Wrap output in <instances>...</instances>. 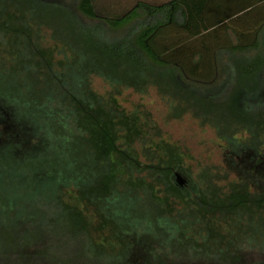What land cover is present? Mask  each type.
<instances>
[{"label":"trees","instance_id":"1","mask_svg":"<svg viewBox=\"0 0 264 264\" xmlns=\"http://www.w3.org/2000/svg\"><path fill=\"white\" fill-rule=\"evenodd\" d=\"M95 1L80 0L79 12L70 10L61 16L71 24L67 38L80 47V62L64 58L51 25L15 10L10 3L0 12V53L9 56L23 45L28 57L23 64L33 66L51 88L36 92L29 103L19 91L20 80L14 78L13 93L0 94V221L34 224L55 203L73 240L86 235L105 243L110 233L122 248H129L130 264H150L149 252L160 243L166 246L171 235L176 238L173 248L182 253L160 263L199 264L194 260H203L207 245L184 235L181 222L186 212L205 224L208 241L226 247L229 264H262L246 262L238 246L228 243L223 228L235 218L243 221L258 215L264 221V108L256 116L234 112L222 97L233 81L240 86L238 97L258 92L264 99V0L137 3L125 14L104 21L96 18ZM130 22L136 24L133 33L120 38L104 29ZM43 32H48L51 45L45 46ZM94 77L112 90L106 95L94 91ZM253 80L255 85L248 86ZM148 88L173 100L172 117L191 113L213 126L230 156L248 169L252 185L242 181L223 191L198 183L181 149L162 137L143 112L129 110L119 100L122 90ZM208 107H214L219 123L206 118ZM238 133L246 138L237 139ZM74 139L87 150L96 172L94 179L81 185L67 176L78 170L75 163H62V146H70ZM48 154L57 163L40 165L35 186L23 190L29 179L24 164L43 161ZM4 155L16 164H7ZM67 189L75 191V201H62ZM143 197L155 208L154 218L135 217ZM103 209L113 210L125 229H119ZM245 242L264 246L259 229L256 238ZM21 247L8 230L0 228V261L14 248L23 250V260L39 255ZM256 251L264 254V247Z\"/></svg>","mask_w":264,"mask_h":264},{"label":"rangeland","instance_id":"2","mask_svg":"<svg viewBox=\"0 0 264 264\" xmlns=\"http://www.w3.org/2000/svg\"><path fill=\"white\" fill-rule=\"evenodd\" d=\"M80 0H0V12L5 10L7 4H12L15 10L26 12L28 16H35L36 20L43 21L52 26L54 33H58L60 50L64 53V58L68 62L82 59L80 47L72 45L67 38L68 33L72 30L69 21L61 17L62 12H79L78 4ZM168 0H96L93 3V10L97 20H107L116 16H121L131 10L137 3H146L149 5H159L166 3ZM71 10V11H70ZM85 23H90L84 17L80 18ZM136 24L130 22L125 26L117 29H109L105 27V31L114 38H120L127 33H133ZM45 46L51 45L48 32L41 33ZM9 56L0 53V94L8 95L13 93L14 87L12 79L20 80L19 91L25 101L32 103L35 100V93H45L50 87L45 83L44 78L35 74V69L31 65L23 64V60H28L26 50L23 45H18ZM71 52V53H70ZM64 76L67 77V70H64ZM39 81L38 83H36ZM233 82V81H232ZM229 85L223 101L232 105L234 112H248L250 115L256 116L259 111L264 108V99H259L258 92L249 96L238 97L239 83L235 82ZM248 86H254L255 81H249ZM91 86L94 91L101 95L108 94L112 88L102 79L94 77L91 79ZM51 89V88H50ZM66 89V88H65ZM61 93L64 89L59 90ZM200 96V92L195 94ZM232 97V98H231ZM247 97V98H246ZM119 100L129 110L143 112L146 118L159 129L162 137L178 146L186 155V164L189 167L193 178L198 183H208L211 186H217L223 191H227L231 185H236L242 181L249 186L252 185L251 176H246L247 168L243 166L236 157L230 156L226 150V142L218 135L216 129L208 124H204L191 113H187L181 117L174 118L170 113L175 112V104L171 98L166 100L160 96L155 88H148L143 92H135L133 90L120 91ZM184 105V104H183ZM31 110L32 107L29 106ZM225 107V106H224ZM200 110V108L198 107ZM210 113H206V118L213 123H219L213 112L214 107H208ZM217 117V116H216ZM223 120V119H221ZM227 120V122H229ZM226 126V125H225ZM224 127V125H223ZM229 127V125H227ZM232 128V127H231ZM236 138L244 140L245 134L238 133ZM65 157L62 161L67 165L73 161L74 167L78 170L69 171L68 178L71 181L81 185L94 179L96 172L94 171V163L89 159L87 150L74 139L70 146L65 144L62 146ZM43 161H27L24 164L25 172L29 176L28 181L23 186V190H31L36 184V170L42 165L52 166L57 163L53 154H48ZM3 161L7 164H16L14 159L4 155ZM76 169V168H75ZM127 191L125 188H121ZM64 202L76 200L75 191L67 189L63 192ZM35 211V207L32 208ZM154 207L148 197H143L142 201L135 209V217L140 215H149L154 218ZM106 216H111L116 221L118 228L124 230L123 221L117 218L113 210H105ZM181 222L184 235H192L195 240L207 245V250L202 256L206 264H229L225 246H220L216 241H208V233L205 224L186 212H182ZM0 228L8 230L11 235L16 238L17 243L22 247L27 246L26 251L39 254L37 257L22 259L20 249L14 248L0 264H130L131 256L129 248H122L115 241L112 234L107 233L108 240L103 243L101 240H89L86 235H81L73 240L65 230L63 212L60 206L55 203L50 210L44 211L39 221L34 224H7L0 221ZM264 242V221L254 215L251 219L243 218V221L237 218L229 221L224 226L223 232L227 237L229 244L238 246L242 242L250 241L258 236ZM40 240V242L38 241ZM176 238L167 236L166 246L161 243L157 250L154 248L147 255L150 264H161L162 260H171L177 254L175 247ZM103 249L100 250V247ZM21 247V248H22ZM246 255V262L264 264V254L253 249ZM196 257L194 262L201 264ZM216 261V262H215ZM138 262V261H136ZM141 262V261H140ZM190 263V262H189ZM170 264V263H169ZM190 264H195L191 262Z\"/></svg>","mask_w":264,"mask_h":264},{"label":"clouds","instance_id":"3","mask_svg":"<svg viewBox=\"0 0 264 264\" xmlns=\"http://www.w3.org/2000/svg\"><path fill=\"white\" fill-rule=\"evenodd\" d=\"M259 247H264V246H257L255 244L248 243V242H242L241 244L238 245L239 251L242 254L250 253L253 249H256Z\"/></svg>","mask_w":264,"mask_h":264}]
</instances>
